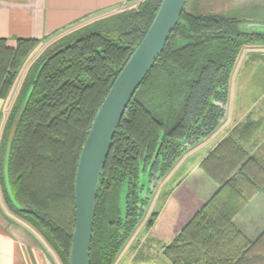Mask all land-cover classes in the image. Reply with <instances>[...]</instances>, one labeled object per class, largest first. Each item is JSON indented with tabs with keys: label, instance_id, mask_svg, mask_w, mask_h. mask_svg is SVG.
Wrapping results in <instances>:
<instances>
[{
	"label": "trees",
	"instance_id": "obj_1",
	"mask_svg": "<svg viewBox=\"0 0 264 264\" xmlns=\"http://www.w3.org/2000/svg\"><path fill=\"white\" fill-rule=\"evenodd\" d=\"M161 2L145 0L65 35L59 45L30 64L9 110L0 143L5 205L45 238L63 264H70L74 185L82 147L103 100L144 38ZM186 5L113 138L98 189L91 264H113L138 222L141 163H151L150 175L160 171L163 176L187 151L206 140L225 119L229 82L242 47L253 39L264 40V34L243 27L245 20L215 13L186 14ZM40 43L35 38H17L16 46L10 47L0 38V98L9 96ZM13 128L8 176L22 208L11 199L4 177L5 138ZM214 156L211 153L202 164L209 173L208 160ZM256 166L247 161L240 170L256 173L248 178L249 183L264 193L263 170ZM212 177L220 185L218 190L178 234H172L179 208L172 191L164 208L148 221L151 235L171 239L163 251L171 264L251 263L252 242L234 218L253 192L236 176ZM125 183L123 221L116 203ZM102 192L110 193L111 205L106 204L109 210L101 224Z\"/></svg>",
	"mask_w": 264,
	"mask_h": 264
},
{
	"label": "crops",
	"instance_id": "obj_2",
	"mask_svg": "<svg viewBox=\"0 0 264 264\" xmlns=\"http://www.w3.org/2000/svg\"><path fill=\"white\" fill-rule=\"evenodd\" d=\"M143 1L0 0V38L6 39L10 47L16 46L17 38L41 40L38 47L41 54L44 48L65 35L124 8L137 7ZM244 65L238 62L232 72L225 119L221 125L188 151L172 171L179 176L180 182L172 189V196L179 203L172 234L181 230L218 190L220 185L213 175L221 178L236 176L253 194L234 222L252 242L248 253L250 264H264V193L256 191L249 183L248 178L256 174L254 171L252 174L240 170L242 164L249 161V165L257 164L255 168L260 167L264 175V59L253 58L248 60L246 67ZM23 78L21 74L6 99L0 98V119L8 104L11 107L15 100ZM213 152L214 158L208 160V168L212 171L209 173L202 164ZM181 173L183 177H180ZM0 264H60L56 252L42 237L8 211L2 201L1 189Z\"/></svg>",
	"mask_w": 264,
	"mask_h": 264
},
{
	"label": "water",
	"instance_id": "obj_3",
	"mask_svg": "<svg viewBox=\"0 0 264 264\" xmlns=\"http://www.w3.org/2000/svg\"><path fill=\"white\" fill-rule=\"evenodd\" d=\"M186 2L187 0H162L144 38L115 79L94 118L76 169L74 185L76 218L70 264H91L98 189L113 138L132 98L162 54L182 16ZM243 27L251 32L264 34V23L245 21ZM30 93L31 90L28 96ZM10 146L4 156L5 184L13 202L22 208L15 199L9 182Z\"/></svg>",
	"mask_w": 264,
	"mask_h": 264
},
{
	"label": "rangeland",
	"instance_id": "obj_4",
	"mask_svg": "<svg viewBox=\"0 0 264 264\" xmlns=\"http://www.w3.org/2000/svg\"><path fill=\"white\" fill-rule=\"evenodd\" d=\"M201 13L202 14L215 13V14L225 15L226 17L238 18L241 20L248 21L249 23H255V22L264 23V0H188V3L186 5V14H201ZM57 45H59V41L53 43L47 49L54 46L56 47ZM47 49L44 48L41 53H43ZM38 55H40L39 49L36 50V52L31 56V58L26 63L22 71L23 76H25L28 67L38 57ZM253 58H257V59L260 58L262 60L264 59V40L253 39L250 40L248 43H246L241 49V52L237 58L233 70L236 68L238 62L241 61V65L242 63H244L245 64L244 67H246V65L248 64V60L251 61ZM230 83L231 82H229V89L231 87ZM11 107L8 104L6 108V112L3 114V116L0 119L1 120L0 125H2L0 126V143L3 138V128ZM13 134H14V128L10 132L9 136L7 134L8 138L7 136H6L7 139L5 138V140H7L5 146V152L6 149H8V147L10 146V142L12 140ZM3 151H4V147H3ZM184 155L182 156V158L184 157ZM182 163H180V165H182ZM141 164L142 165L139 176V188H138L139 190L137 193V198L139 200V203L137 205L142 211V213L134 229L122 242V246L113 264H171L170 261L163 254L165 246L170 242L171 239H169L166 236L161 237L157 235H151L147 224L155 212L162 210L164 208L173 187L176 186V184L179 182V179L177 178L179 176L176 175L175 171L174 173L172 172L176 165L165 175L161 176L160 171L154 173L153 175H150L149 170L151 163L147 164L145 161H143ZM180 165L178 166V168L180 167ZM180 177H183L182 173ZM127 191H128V187L127 184L125 183L123 187L120 189V191H118V198H117L118 202L116 203L117 204L116 211L119 210V215L121 216V219L123 221L125 220ZM109 195L110 193L108 192H102L101 194L100 201L103 204L100 206L101 211H100L99 220H101L100 221L101 224L105 219L106 216L105 212L109 210V208L108 209L106 208V204H110L108 202ZM133 197L134 196L131 195V199H130L131 202H133ZM2 201L5 205L3 195H2ZM30 227L35 233L40 235L42 239L48 244L45 238L35 228H33L32 226ZM179 231L177 233L174 232L173 234L176 235L179 233ZM121 233H123L122 230ZM59 263L63 264L60 257H59Z\"/></svg>",
	"mask_w": 264,
	"mask_h": 264
}]
</instances>
